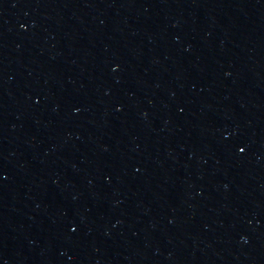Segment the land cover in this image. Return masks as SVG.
Instances as JSON below:
<instances>
[{"label":"water","instance_id":"1","mask_svg":"<svg viewBox=\"0 0 264 264\" xmlns=\"http://www.w3.org/2000/svg\"><path fill=\"white\" fill-rule=\"evenodd\" d=\"M0 264H264V0H0Z\"/></svg>","mask_w":264,"mask_h":264}]
</instances>
